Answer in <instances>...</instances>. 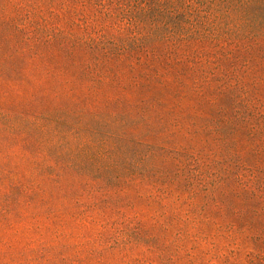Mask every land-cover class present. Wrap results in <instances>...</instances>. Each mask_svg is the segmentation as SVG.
Listing matches in <instances>:
<instances>
[{
    "label": "rangeland",
    "instance_id": "rangeland-1",
    "mask_svg": "<svg viewBox=\"0 0 264 264\" xmlns=\"http://www.w3.org/2000/svg\"><path fill=\"white\" fill-rule=\"evenodd\" d=\"M146 1L0 0V264H264V38Z\"/></svg>",
    "mask_w": 264,
    "mask_h": 264
},
{
    "label": "trees",
    "instance_id": "trees-1",
    "mask_svg": "<svg viewBox=\"0 0 264 264\" xmlns=\"http://www.w3.org/2000/svg\"><path fill=\"white\" fill-rule=\"evenodd\" d=\"M169 0H147L146 7L139 13L140 16L152 17L159 19L161 16L171 20L175 17L176 9L168 8ZM190 2L189 8L193 5L203 4V0H188ZM205 1H219V0H205ZM230 6L232 3H236L240 9V16L243 20L242 28L244 30L237 31L235 34L238 37V41L248 39L264 38V0H223ZM158 23V22H157ZM156 23L154 24L156 28ZM205 39V36L192 32V30L186 31L183 29L181 32L175 34L163 36V39L171 41L176 45H181L185 40L191 39ZM118 40H111L103 35L95 37V39L89 40L90 45L95 48L103 50L106 54L111 56H121L128 53V47L124 44H117ZM84 43V42H83ZM139 52V51H138ZM136 52H133V54ZM123 177L118 178L121 180Z\"/></svg>",
    "mask_w": 264,
    "mask_h": 264
}]
</instances>
